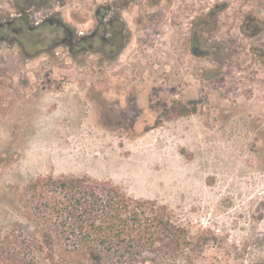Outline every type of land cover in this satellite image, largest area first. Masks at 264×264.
<instances>
[{
	"label": "rangeland",
	"instance_id": "1",
	"mask_svg": "<svg viewBox=\"0 0 264 264\" xmlns=\"http://www.w3.org/2000/svg\"><path fill=\"white\" fill-rule=\"evenodd\" d=\"M98 1L41 3L85 27ZM147 1L160 22L138 73L104 74L61 46L27 58L0 44V264H264V69L246 51L264 49V33L247 42L236 30L246 15L264 23V0ZM203 2L223 4L238 38V54L221 66L195 59L171 31L170 13L181 22L182 3ZM84 173L166 205L187 232L185 244L157 252V262L150 252L144 262H86L43 240L40 251L26 250V262L4 261L10 231L25 239L33 229L19 202L28 181Z\"/></svg>",
	"mask_w": 264,
	"mask_h": 264
},
{
	"label": "flooded vegetation",
	"instance_id": "2",
	"mask_svg": "<svg viewBox=\"0 0 264 264\" xmlns=\"http://www.w3.org/2000/svg\"><path fill=\"white\" fill-rule=\"evenodd\" d=\"M41 1L7 0L9 8H0V44L16 48L27 58L38 51L50 52L61 46L72 59L90 57L93 64L103 65L101 72L104 74L120 72L131 75L140 71L142 48H152L157 40L160 20L155 10L146 7L147 0L146 4L140 0L93 2L88 9L85 27L66 22L61 12L46 9ZM223 7L221 3L206 5L203 2L191 8L189 3H182L175 10L182 16L181 22L173 20L175 15L169 14L171 31H175L185 51L199 61L209 60L219 66L228 63L239 50L238 38L232 34L231 25L222 19ZM181 26L184 27L178 34L176 31ZM236 30L244 40L254 42L264 33V23L246 15ZM246 51H251L264 69V49L248 44ZM196 76L201 81L208 78L202 68Z\"/></svg>",
	"mask_w": 264,
	"mask_h": 264
},
{
	"label": "trees",
	"instance_id": "3",
	"mask_svg": "<svg viewBox=\"0 0 264 264\" xmlns=\"http://www.w3.org/2000/svg\"><path fill=\"white\" fill-rule=\"evenodd\" d=\"M19 202L33 229L25 239L10 231L6 262H26V250L40 251L43 240L70 247L71 258L86 262H144L143 252L157 262V252L172 253L186 240L166 205L85 173L37 176L22 188Z\"/></svg>",
	"mask_w": 264,
	"mask_h": 264
}]
</instances>
